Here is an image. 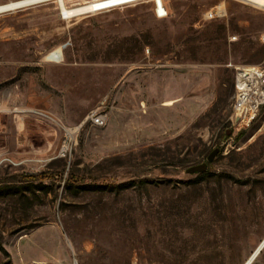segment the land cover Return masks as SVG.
<instances>
[{"label": "rangeland", "instance_id": "rangeland-1", "mask_svg": "<svg viewBox=\"0 0 264 264\" xmlns=\"http://www.w3.org/2000/svg\"><path fill=\"white\" fill-rule=\"evenodd\" d=\"M262 34L244 0L1 13L0 264H243L264 238V106L232 118L234 67L264 65Z\"/></svg>", "mask_w": 264, "mask_h": 264}, {"label": "built area", "instance_id": "built-area-1", "mask_svg": "<svg viewBox=\"0 0 264 264\" xmlns=\"http://www.w3.org/2000/svg\"><path fill=\"white\" fill-rule=\"evenodd\" d=\"M114 0H89L93 6V10L83 14L96 13L112 9L124 4L137 2L140 0H130L128 2H118ZM157 17H164L167 11L164 6L155 7ZM82 15V14H80ZM225 15V8L221 4L211 7L205 12L207 19L221 18ZM260 41L264 43V34L261 35ZM233 101L231 104L232 118L238 123L248 124L264 106V65L249 66L240 65L234 67L233 80ZM108 105L102 103L97 105L94 110L90 111L76 128L64 129V141L59 148L58 157H67L72 148V134L76 129L81 128L85 124L95 127H103L108 121ZM69 264H79L77 259L73 257Z\"/></svg>", "mask_w": 264, "mask_h": 264}, {"label": "bare ground", "instance_id": "bare-ground-1", "mask_svg": "<svg viewBox=\"0 0 264 264\" xmlns=\"http://www.w3.org/2000/svg\"><path fill=\"white\" fill-rule=\"evenodd\" d=\"M43 1H47V0H11L4 3L0 2V14L8 11H14L17 9L26 8L28 6H32L34 4ZM55 1L57 2L58 5L59 14L63 16V18H70L93 10V6L91 5V2L88 1L79 4L77 3L71 4L69 6L66 4V0H55ZM128 1L130 0H119L118 2H128ZM244 1L251 3L255 6L264 8V0H244ZM61 56H62V52L61 49L59 48L49 53L47 55V58L48 60L58 62L60 61ZM263 249H264V238L260 241V243L254 249L252 254L243 262V264H253Z\"/></svg>", "mask_w": 264, "mask_h": 264}, {"label": "water", "instance_id": "water-1", "mask_svg": "<svg viewBox=\"0 0 264 264\" xmlns=\"http://www.w3.org/2000/svg\"><path fill=\"white\" fill-rule=\"evenodd\" d=\"M216 152L217 150H214L210 153V155L207 157V162H201L199 164L189 166L185 169V172L188 174L205 172L207 170L208 162L212 161V158Z\"/></svg>", "mask_w": 264, "mask_h": 264}, {"label": "trees", "instance_id": "trees-1", "mask_svg": "<svg viewBox=\"0 0 264 264\" xmlns=\"http://www.w3.org/2000/svg\"><path fill=\"white\" fill-rule=\"evenodd\" d=\"M143 182H144V183H147L148 181H145V180H144Z\"/></svg>", "mask_w": 264, "mask_h": 264}]
</instances>
